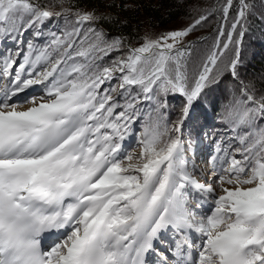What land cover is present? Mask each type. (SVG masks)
<instances>
[{
	"label": "snow or ice",
	"instance_id": "snow-or-ice-1",
	"mask_svg": "<svg viewBox=\"0 0 264 264\" xmlns=\"http://www.w3.org/2000/svg\"><path fill=\"white\" fill-rule=\"evenodd\" d=\"M183 3L186 27L133 47L80 0H0V264H264V76L241 74L264 11ZM221 85L205 171L191 125Z\"/></svg>",
	"mask_w": 264,
	"mask_h": 264
},
{
	"label": "trees",
	"instance_id": "trees-1",
	"mask_svg": "<svg viewBox=\"0 0 264 264\" xmlns=\"http://www.w3.org/2000/svg\"><path fill=\"white\" fill-rule=\"evenodd\" d=\"M75 2V0H73ZM202 6L222 4L223 0H200ZM258 13L264 11V6L260 5V0H255ZM113 5L108 8L107 5ZM122 5H128V10H124ZM80 7L84 11L96 10L97 15H111L118 22L115 24H104V29L112 36L123 35L128 37L132 46H138L139 38L145 34L156 36L163 31L186 27L190 23V5H185L183 0H80ZM135 9V10H133ZM58 10V9H57ZM126 23H121L125 22ZM60 26H63L61 20ZM219 19H214L211 26L201 28L188 39L196 40L198 37H208L214 34ZM245 48L243 52L244 68L241 69L242 76L247 79H259L264 76V22L257 17L253 20V27L249 34L244 38ZM5 45L0 44V49ZM229 83L228 80L225 84ZM220 89L212 90L201 102L202 106L196 110L194 123L191 125L193 138H196V131L203 124L210 133L219 128L218 118L220 116L221 105L225 102L227 93ZM172 105L168 110L169 119L175 120L179 112L181 100L179 97L173 99L169 97ZM213 105L215 111H213ZM133 134L130 135L125 143H136V135L140 130L139 124L133 125ZM204 130V129H203ZM202 133V132H201ZM200 133V136H201ZM199 136V138H200ZM199 143L196 145L198 148ZM213 153L214 149L209 150Z\"/></svg>",
	"mask_w": 264,
	"mask_h": 264
},
{
	"label": "rangeland",
	"instance_id": "rangeland-1",
	"mask_svg": "<svg viewBox=\"0 0 264 264\" xmlns=\"http://www.w3.org/2000/svg\"><path fill=\"white\" fill-rule=\"evenodd\" d=\"M35 94V93H34ZM134 127V126H133ZM204 132L210 133V131L208 130V128H204V130L201 133V136L199 138L200 143L198 145V148L195 149V162L197 165L198 169H203L205 171H208L211 169V164H210V157L213 154L212 152H210L209 150H211L213 148L211 141L209 139V137H206L204 135ZM138 133V132H137ZM127 144V143H125ZM128 150H135V151H139V147L137 146V141L135 144H129L127 146ZM199 178V177H198ZM203 182V181H202ZM195 199L192 201L193 206H195ZM207 207V206H206ZM166 239L169 240V242H171V235L167 236ZM151 259L153 261L157 260L158 258L153 256L151 257Z\"/></svg>",
	"mask_w": 264,
	"mask_h": 264
}]
</instances>
